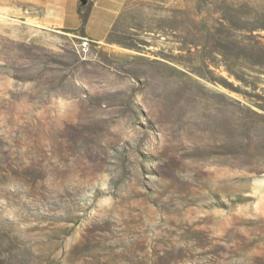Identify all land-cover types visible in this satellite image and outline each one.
Listing matches in <instances>:
<instances>
[{"label": "rangeland", "instance_id": "1", "mask_svg": "<svg viewBox=\"0 0 264 264\" xmlns=\"http://www.w3.org/2000/svg\"><path fill=\"white\" fill-rule=\"evenodd\" d=\"M75 1L0 0V264H264V0Z\"/></svg>", "mask_w": 264, "mask_h": 264}, {"label": "crops", "instance_id": "2", "mask_svg": "<svg viewBox=\"0 0 264 264\" xmlns=\"http://www.w3.org/2000/svg\"><path fill=\"white\" fill-rule=\"evenodd\" d=\"M122 4L120 0H102L100 3L96 1L84 26L85 35L99 43L105 41L113 29ZM79 5L75 1L69 6H63L59 16L49 15L44 21L61 28L79 29L83 25Z\"/></svg>", "mask_w": 264, "mask_h": 264}, {"label": "trees", "instance_id": "3", "mask_svg": "<svg viewBox=\"0 0 264 264\" xmlns=\"http://www.w3.org/2000/svg\"><path fill=\"white\" fill-rule=\"evenodd\" d=\"M79 14H80L81 17H82V19H83V25L85 26V23H86V21L88 20V16H89V14H84V13H83V10H82L81 7H79ZM84 26H83V27H84ZM83 27H81V30H82ZM75 31H77V30H75Z\"/></svg>", "mask_w": 264, "mask_h": 264}, {"label": "built area", "instance_id": "4", "mask_svg": "<svg viewBox=\"0 0 264 264\" xmlns=\"http://www.w3.org/2000/svg\"><path fill=\"white\" fill-rule=\"evenodd\" d=\"M89 43H90V40H89L88 38H85V39L83 40L82 45H83V47H84V50H87V49H88V45H89Z\"/></svg>", "mask_w": 264, "mask_h": 264}]
</instances>
